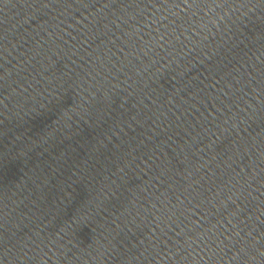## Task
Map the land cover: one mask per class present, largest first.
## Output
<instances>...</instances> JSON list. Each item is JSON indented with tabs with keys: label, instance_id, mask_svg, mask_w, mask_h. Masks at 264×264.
I'll return each mask as SVG.
<instances>
[{
	"label": "water",
	"instance_id": "95a60500",
	"mask_svg": "<svg viewBox=\"0 0 264 264\" xmlns=\"http://www.w3.org/2000/svg\"><path fill=\"white\" fill-rule=\"evenodd\" d=\"M0 264H264V0H0Z\"/></svg>",
	"mask_w": 264,
	"mask_h": 264
}]
</instances>
